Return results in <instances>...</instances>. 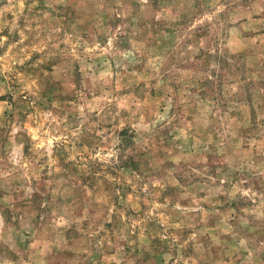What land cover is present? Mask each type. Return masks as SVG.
Segmentation results:
<instances>
[{
	"label": "rangeland",
	"instance_id": "rangeland-1",
	"mask_svg": "<svg viewBox=\"0 0 264 264\" xmlns=\"http://www.w3.org/2000/svg\"><path fill=\"white\" fill-rule=\"evenodd\" d=\"M0 264H264V0H0Z\"/></svg>",
	"mask_w": 264,
	"mask_h": 264
}]
</instances>
